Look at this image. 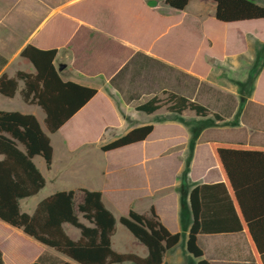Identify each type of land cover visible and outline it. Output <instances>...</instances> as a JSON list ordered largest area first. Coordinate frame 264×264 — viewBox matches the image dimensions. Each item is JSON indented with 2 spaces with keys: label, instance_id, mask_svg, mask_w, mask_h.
I'll use <instances>...</instances> for the list:
<instances>
[{
  "label": "trees",
  "instance_id": "16d2710c",
  "mask_svg": "<svg viewBox=\"0 0 264 264\" xmlns=\"http://www.w3.org/2000/svg\"><path fill=\"white\" fill-rule=\"evenodd\" d=\"M192 1H210L214 4V19L223 24L264 19V7L252 0H164L174 11H183ZM57 50H40L25 45L19 57L27 61L34 73L17 71L12 78L0 74V96L12 98L18 88L21 100L39 107L45 115L44 125L49 134L56 133L97 93L96 89L83 87L72 82H63L53 64ZM138 56V55H137ZM164 68L170 66L148 59ZM0 56V70L6 64ZM264 65V44L259 45L251 75L248 77V92L253 79ZM240 83V87H244ZM164 98L153 96L135 107V111L152 115L161 108L171 115L181 116L192 112L198 118L211 115L216 122L223 121L217 113L185 96L172 91H163ZM153 131V125L133 127L124 135L100 146L109 152L144 141ZM199 130L190 134L188 157L183 177L188 172L189 159L199 135ZM18 146L23 147L21 151ZM210 152L221 173L224 184L202 185L190 190L188 199L192 223L188 230L185 250L197 264H209L202 259L203 253L197 245V235L207 232L243 229L253 253L261 256L264 264V240H255L260 221L264 222V148L246 147L236 144L209 143ZM53 149L49 137L42 131L33 115L19 112L0 111V222L20 230L38 244L52 249L66 261L48 259L40 255L31 264H162L164 254L176 247L179 233H170L159 221L151 207L147 214L129 209L119 217L122 225L147 251L140 257L132 253H117L111 248L115 218L104 206L98 191L78 189L56 192L35 207L31 215L21 212L19 201L35 196L45 184L44 178L32 163L35 156L41 157L47 168L52 163ZM224 186L228 202V213L242 220V226L215 227L208 224V216L214 215L206 204V191ZM78 202L74 205V199ZM78 215L87 223L79 221ZM261 219V220H260ZM69 225L79 232L72 240L63 226ZM0 264H3L0 251Z\"/></svg>",
  "mask_w": 264,
  "mask_h": 264
},
{
  "label": "crops",
  "instance_id": "0c3cea01",
  "mask_svg": "<svg viewBox=\"0 0 264 264\" xmlns=\"http://www.w3.org/2000/svg\"><path fill=\"white\" fill-rule=\"evenodd\" d=\"M163 1L164 0H49V37L51 38L48 39V32L45 33L46 36L37 37L40 30L36 31L37 29H35V33L33 32L28 38L14 47L12 50L13 54L10 58L5 52L3 42L0 40V56L7 61L1 68L0 74L4 73L8 78H12L17 71L34 73V69L29 63V66L24 70H21L18 66L12 68L14 62L23 60L18 56L19 52L25 45L29 44L40 50H57L53 64L63 82H72L83 87L96 89V95L56 133L63 131L68 125L72 124L98 98L104 99L107 105L119 115L115 103L112 100V95L116 93V89L111 85V81L117 75L121 74L127 66H130L131 60L137 55L146 61L152 59L164 63L173 68V70L181 72L185 77L197 82H210L211 79H219L220 76L222 77V74L227 75L229 71L233 72L232 74L235 75L234 78L227 77V80L230 82L240 84L247 81L248 77L251 75V66L254 62L256 51L259 45L264 44V37L256 34L248 39L247 50L249 51V61L247 59L246 61L241 60L239 55L238 57L228 58L224 64L225 70H221L220 73L219 70H215L214 66L208 67L205 71L192 60L186 63L181 60L177 61L170 59L162 52L158 50L155 51V47L159 45L164 34L174 29V24L168 23L162 16V11L167 7L164 5ZM252 1L264 7V3H261V1ZM192 2H190L183 11H185ZM211 3L209 7L214 16V4ZM256 21H264V19L236 23ZM43 26L44 24L42 27ZM18 64L19 61H17V65ZM213 74H215L214 76H218L214 78L212 77ZM22 87L23 84L18 82L17 91L12 98L19 95L21 99L20 91ZM225 94H228L227 96L230 101L229 105L227 106L223 102H219L221 103L219 105L223 108L229 107V109L226 110L229 115L235 113L237 109V122L230 127H225L223 129L211 128L200 133L195 141L189 159L186 176L183 177V173L185 170V162L188 157L190 134L187 132L186 128L180 124L179 129L181 132H179L178 135L181 137L179 139L181 141L179 145L181 149V158L175 171L176 180L169 187L162 184H148L144 189H132V192L141 194L144 198L150 199L147 213L152 207L161 224L170 233H179L181 235L178 245L164 254L162 264H197V260L191 258L185 250L188 230L192 223V214L188 199L189 192L197 186L224 184L221 173L210 152L209 143L236 144L246 147L264 148V65L253 79L252 90L249 96H241L235 89H230L229 92ZM179 95L190 98L191 100L193 99L192 96L189 95ZM25 105L27 109L21 112V114L33 115L38 121L42 131L49 139L51 135L56 134H49L47 132L44 125L45 115L39 107L35 105ZM218 111L213 110L214 113H218ZM221 111L225 112L224 110ZM154 129L155 126L153 125V131ZM209 131L231 132L229 137L231 140L219 142V140H216L217 138H208L204 136ZM103 144H101V142L98 144H90L88 141L82 143L83 146L95 147L97 152L108 153L100 150V146ZM18 148L23 151L22 146H18ZM52 149L53 154L50 168L46 167L41 157L35 156L32 158V163L44 178L45 184L35 196L19 201L21 212L31 215L36 205L49 196V192L47 195L39 198L33 206L28 208L27 204L32 198L41 194L46 188L49 191L50 183L60 180L63 182L75 177V175L82 178L83 182L79 188L69 191L76 192L78 189L98 191L102 195L104 206L108 209L109 207L107 204L110 198L106 197L105 194L117 193V190L112 188L107 181L108 176L111 175L110 167L105 164L104 161L91 158H88V160H82L81 158L78 166L75 167V165L71 164L69 158L54 171L52 170L53 164L55 163L54 148L52 147ZM50 171H52V175L51 173L49 174ZM56 192L60 191H53L52 194ZM226 197L227 193L224 186L208 189L206 191V204L210 209L216 212L214 215L208 216L207 222L210 226H242L243 223L241 219L238 221L231 213L227 212L228 202L227 199H225ZM259 225L261 226L260 229L252 233L257 236L254 238L255 240H264V222L260 221ZM66 226L68 225H64L63 229H65ZM224 231L225 232L199 233L197 235V245L203 253V260L207 261L209 264H263L261 256L251 251L248 243L249 240L242 228ZM77 236L79 237V235H76V237ZM178 246H182V249L179 251L177 250ZM0 251L2 254L1 248ZM43 253H47L57 260L66 261L65 257L57 254L52 249L47 248ZM146 254L147 251L145 250L142 257L146 256Z\"/></svg>",
  "mask_w": 264,
  "mask_h": 264
},
{
  "label": "rangeland",
  "instance_id": "374dc122",
  "mask_svg": "<svg viewBox=\"0 0 264 264\" xmlns=\"http://www.w3.org/2000/svg\"><path fill=\"white\" fill-rule=\"evenodd\" d=\"M259 1L264 3V0ZM210 3V1H194L185 11H174L165 7L162 16L168 23L174 24V29L164 34L155 51L158 50L166 57L177 61L188 63L192 60L205 71L208 67L214 66L219 73L225 70L224 64L228 58L239 55L241 60L249 61L248 39L256 34L264 37V21L219 23L214 19L209 7ZM35 29L40 30L37 37L48 32L47 37L51 38L49 37V0H0V40L9 58L13 54L14 47L28 38ZM17 61H19L18 65ZM17 61L13 63L12 68L18 66L24 70L29 66L24 60ZM130 63V66L111 81V85L116 89L112 100L119 115L104 99L98 98L72 124L63 131L51 135L50 140L54 148L55 168L54 166L52 168L54 171L69 158L75 167L78 166L81 158L104 161L110 167L111 175L108 176L107 181L117 190V193L105 194L110 198L107 204L108 210L115 218L111 248L117 253H132L142 257L146 249L118 222L119 217L126 215L129 209L147 214L150 199L132 192V189H144L148 184L171 186L176 180L175 171L181 158L179 125L182 124L189 134L199 130L200 135L207 129H223L236 124L238 110L229 115L226 111L229 107L223 108L219 102L228 106L230 101L228 94L225 93L235 89L241 96L247 97L249 88L248 80L243 82L244 87L227 80V77L235 76L231 71L227 72V75L222 74L219 79H211L210 82H197L185 77L181 72L164 68L139 56H134ZM214 75H212L214 78L218 76ZM163 91L192 96L193 101L206 106L211 113H214L213 110H219L217 114L223 118V121L216 122L211 115L198 118L189 111L182 116H175L168 114L165 108L152 115L135 111L137 105L153 96L164 98ZM26 109L27 106L19 95L10 99L0 96L1 111L21 113ZM147 124L154 125L155 129L144 142L108 153L97 152L95 147L82 145L84 141L90 144L108 143L133 127ZM230 135L231 132L209 131L204 136L224 142L231 140ZM50 173L53 174L52 171ZM82 182L83 179L75 175L63 182L60 180L50 183L49 191L47 188L43 190L28 202L27 207L33 206L48 192L50 196L53 191L75 190ZM77 202L78 198H75L74 205ZM78 218L80 222L87 224L80 215ZM64 231L72 240L78 238L76 235H79V232L69 225ZM0 248L3 264H31L47 249L23 235L21 231L2 222H0ZM181 249L182 246H178L177 250ZM42 255L48 259H56L47 253Z\"/></svg>",
  "mask_w": 264,
  "mask_h": 264
}]
</instances>
